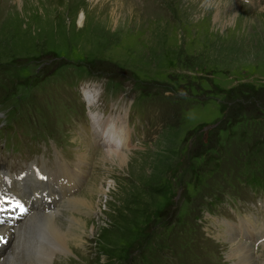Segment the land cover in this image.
Instances as JSON below:
<instances>
[{
  "label": "rangeland",
  "instance_id": "374dc122",
  "mask_svg": "<svg viewBox=\"0 0 264 264\" xmlns=\"http://www.w3.org/2000/svg\"><path fill=\"white\" fill-rule=\"evenodd\" d=\"M44 1L0 0V128L60 168L80 159V187L50 210L73 196L93 210L60 207L58 225L87 224L54 264H234L228 228L258 264L264 229L248 242L239 227L264 226V0ZM74 92L140 120L128 165L78 128Z\"/></svg>",
  "mask_w": 264,
  "mask_h": 264
},
{
  "label": "bare ground",
  "instance_id": "6f19581e",
  "mask_svg": "<svg viewBox=\"0 0 264 264\" xmlns=\"http://www.w3.org/2000/svg\"><path fill=\"white\" fill-rule=\"evenodd\" d=\"M92 1L94 2V4H98L100 0ZM16 3L20 7L19 13L23 14L24 11L29 13V11L27 10H29L30 8H37L39 4L44 5L45 1L42 2V0H16ZM25 5L27 9H23ZM45 5V8H50V6H52L48 5L47 3ZM82 13L83 14H80L78 18V22L80 23L82 22L85 16L84 12ZM93 128V133L95 135L94 139L96 140L102 138V135H100L99 130L96 129L94 125ZM117 139L123 142L120 137H117ZM100 143V145L106 148V151H101L99 154L104 162H116L121 167L124 164L128 165V155L123 150H127L130 147L129 145L119 147L115 143H110V141L106 138L104 140H101ZM114 146H116V148H114ZM86 156L82 154L80 158H85ZM80 166L81 165L79 159L78 162L75 164L77 171L74 172L79 173V175L82 176L84 174V171L81 169ZM60 169L63 170L62 174L73 172L66 166H62ZM99 189L100 191H102L101 188H98V190ZM63 201H67V203L64 202V204H61V206L71 204L73 206L72 208L76 209V211L79 208H85L86 210H88V212H91L93 210V202H91L90 200L86 201L85 198L82 196L77 198H74L73 196ZM61 206L58 205L56 208H54L53 211H51L50 209L34 210L29 213L24 219L20 220L12 226L6 224L0 225V238L3 239V242L0 244V264H54L52 260L54 251H68V240L74 241V239L79 238V240L82 241L81 235H85L87 222L85 220H81V218H78L72 214H68L66 215V218L68 220L67 224L62 225L63 223H60L61 226L58 225L60 219H58V221H56L55 219L58 217H62V214L60 213ZM36 212H42V214L38 213L37 215H35ZM245 223L246 224L244 231H246L250 236H255V231H253L254 233H252L251 231L253 228V223L251 221L249 222L248 219H246ZM64 229L68 232H66ZM63 230L64 232H62ZM74 230H78L79 235H76ZM233 233H235V231L232 232L230 228L227 229L226 234L229 237L228 239L231 244L230 250L227 254L228 257L234 260L236 264H252L253 256L251 257L250 255V248L239 240H234L232 237ZM261 246L264 250V241L261 243ZM257 262L258 264H264V257L263 259H260Z\"/></svg>",
  "mask_w": 264,
  "mask_h": 264
},
{
  "label": "snow or ice",
  "instance_id": "6c2138e0",
  "mask_svg": "<svg viewBox=\"0 0 264 264\" xmlns=\"http://www.w3.org/2000/svg\"><path fill=\"white\" fill-rule=\"evenodd\" d=\"M3 203H4V201L3 200H0V205H2ZM15 207H21V205L17 202V204L15 205ZM4 211H6V209L3 208L2 206H0V212H4ZM2 223H4V221L2 219H0V224H2ZM0 239H2V238H0Z\"/></svg>",
  "mask_w": 264,
  "mask_h": 264
},
{
  "label": "trees",
  "instance_id": "16d2710c",
  "mask_svg": "<svg viewBox=\"0 0 264 264\" xmlns=\"http://www.w3.org/2000/svg\"><path fill=\"white\" fill-rule=\"evenodd\" d=\"M254 174L256 175V176L253 175V179H254L255 182H257V181H258V182L263 181V180L259 179V177H258L259 172H258V171H257L256 173H254ZM260 177H261V176H260ZM258 182H257V183H258Z\"/></svg>",
  "mask_w": 264,
  "mask_h": 264
},
{
  "label": "water",
  "instance_id": "95a60500",
  "mask_svg": "<svg viewBox=\"0 0 264 264\" xmlns=\"http://www.w3.org/2000/svg\"><path fill=\"white\" fill-rule=\"evenodd\" d=\"M213 125H207V126H205L203 129L204 130H206L207 128L209 129V128H211Z\"/></svg>",
  "mask_w": 264,
  "mask_h": 264
}]
</instances>
